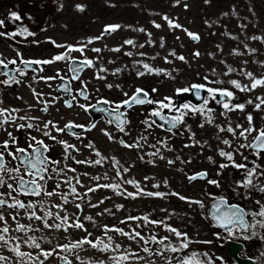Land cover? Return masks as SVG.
<instances>
[{"label": "rangeland", "instance_id": "rangeland-1", "mask_svg": "<svg viewBox=\"0 0 264 264\" xmlns=\"http://www.w3.org/2000/svg\"><path fill=\"white\" fill-rule=\"evenodd\" d=\"M175 0H0V19L5 21V27L0 31L9 32L10 29L26 27L29 31L35 33L34 37H28L24 39L22 36H17L15 39H5L0 37V54H3L5 60H11L16 57V51H20L23 54L24 59H51L54 55L63 52V48H56L47 41L49 38L54 40L58 44H70L75 45L78 42L86 41L88 38L100 36L103 32L105 25H120V29L111 34L105 36L102 40L95 42L91 47H99L104 49L100 54V64L103 67L109 69L106 80L95 79V70L86 69L81 74V80L88 82V91L91 98V103L95 104L97 99H108L110 101L120 102L125 99L123 92L116 87L108 89L106 84L120 85L123 91L128 92L129 96L135 91L136 88H143L151 93L153 88L158 89L155 94H152V98L159 100L164 96L175 97V89L183 88L192 83H204L203 76L208 74L211 77V70L216 69L218 73L225 70V65L219 61L221 59L226 60L228 65L239 70L244 68L253 72L256 75L264 73V67H261V63H264V44L259 41H252L247 39L253 35L264 36V0H211L209 4H205L204 0H187L188 10L183 8V0L179 7H173ZM81 4L85 7L84 12L76 10L75 5ZM61 5L63 7H61ZM114 5V6H113ZM233 7H235L236 15L232 14ZM12 12L22 14L28 13L27 16L32 15L28 20L13 22L9 19V15ZM224 13H228L224 16ZM254 13V14H253ZM163 15H168L170 18L176 20V22L183 25V27L198 33L200 36L199 43H195L190 40L187 35L181 30H170L167 23L162 19ZM212 24V27H208L205 21ZM155 21L162 25L161 29L153 27L152 22ZM240 24H246L245 29L239 27ZM145 28L148 32L152 33V39L156 42L155 47H145L143 49H133L128 46H123L119 53L108 51V49L120 47L124 40L133 39L137 44L145 43L147 36L144 33L133 31L137 28ZM12 31H17V30ZM11 31V32H12ZM230 33L231 36H236L239 39L233 40L224 33ZM215 33V34H213ZM180 39L177 40L176 37ZM164 38L165 46L161 48L160 38ZM39 41V44H35L32 41ZM17 41H20L17 43ZM244 43H247L249 47L256 48L258 51L255 55H248L244 49ZM221 45L223 52L217 49V45ZM239 49L245 52V55L234 56L232 55L233 49ZM175 50L177 55H183L189 61L185 64L179 60H174L173 57L168 59L173 60L172 64H166L163 57L167 56L170 50ZM126 51H143L148 54L149 57L159 56L155 60L149 59L147 62L154 67H159L172 71L175 76V80L167 79L163 75L154 76L148 75L137 78L136 70L133 68V60L138 57L133 56L129 58L124 55ZM195 51L201 52V56L197 59L194 58L192 53ZM214 54L210 56L209 54ZM75 56H79V53H75ZM89 58H95L96 53L91 51L87 52ZM109 60L115 61L109 63ZM248 61L244 64V61ZM127 65V68L122 71L118 76L111 75L110 73L117 68H123ZM45 70L41 75L54 76L57 71L62 74H68L67 65L65 63H55L44 66ZM34 73L29 71L26 77L21 78L22 83L20 85H12L11 87L0 86V100H3V104L0 107L4 108H17L21 111L19 115H24L27 111L30 116H38L41 121L53 120L61 127L68 121H74L76 124H83L90 126L93 123L91 114H86L77 107L73 109H67L64 106V98L60 93L56 91V85L59 84L58 80L52 81V87L50 88L44 82L34 83L32 80ZM221 79L228 81L236 79L242 84H247L249 81L244 76L239 74V71L232 73L230 76H221ZM5 79V78H4ZM31 84L37 92H43L45 98L48 99L52 96H59L58 102L54 106L49 108L47 114L39 111L42 105L36 103L35 98L32 95L31 89L28 85ZM80 82L74 81L71 85L73 90L80 88ZM213 87H225L230 88L235 92L236 103L241 101L247 106L244 113L231 112V117L227 118L234 127L237 123L243 124L244 127H248L245 119L248 113L253 116V122L257 128H264V111H255L253 105L247 104L246 101L251 97L264 96V89L257 88L252 93L239 92L236 89H232L231 85L224 83L223 85H212ZM99 89V91H96ZM17 97H23V99H17ZM83 102V100H80ZM84 103H87L84 101ZM179 104H181L179 102ZM217 105L215 102H211L210 105ZM32 105L33 110L28 111V106ZM153 106H133L129 111L128 119L131 121L128 125L129 134L125 135L119 133L115 126H109L106 123L104 117H98L95 121L96 128L90 132L82 134L86 137L83 142L75 139L70 135H61L59 139L67 140L70 144H75L79 149V153L73 152L77 160L91 159L95 160L96 157L92 152L84 147L89 141H92L96 148L107 157L115 156L119 159L120 163L124 167L134 165L130 171L125 175V179H135L140 182L141 187L146 191L152 192H177L180 195L189 197L193 200H202L205 204L203 209H200L198 205H189L184 201L178 199L176 196L168 195L164 199L140 197L138 199L124 198L117 196L113 191L101 188L99 191L91 193V202L93 204L98 203L100 200H104L103 204H100L97 208H91L86 203L83 205V213L80 214V219L85 223V226L93 233V237H100L102 231L100 227L93 226L90 222L85 221L84 217L91 215L96 220L97 225L102 226L104 224L123 228L125 231H130L132 228H136L141 232L146 239L151 240V237L155 235L157 239L168 236L173 244L179 243L174 235L165 231L162 227H154L153 225H146L143 227H137V223L130 222L129 224H121L120 220L127 216H144L148 215L151 220H164L167 224L179 229L181 232H186L193 241H212L210 244L206 243H192L187 250V253L193 251L203 253L208 252L209 255L215 260L216 257H223L226 264H234V260L228 255L227 250L224 247L219 246L221 243L217 241L213 235L219 231L217 227H214V222L211 219L206 218L208 215L209 206L212 202L206 193H212L215 196L218 195L220 189L245 196L244 189H237L234 191L235 182L243 179V172L237 171L234 168H226L222 171L219 169L221 163H227L223 158L218 155L219 149L231 151L227 146L223 145L220 140L217 139V128L215 123L221 120H226L225 117L219 114H212L214 116V125H204L201 128L199 125L203 122V117L200 114H190L187 116V120L184 124H181L175 129V135L161 129H155L149 134L145 131V126L141 123L151 111ZM220 110V107H218ZM170 113V112H169ZM174 114V113H170ZM19 122V121H18ZM223 121L220 125H223ZM185 125L191 128V131L195 133L196 141L200 144L195 147H184L185 144H191L189 139V132L185 130ZM42 126V124H41ZM226 127V126H225ZM102 129L112 132L117 138H122L128 143L134 142V140L143 133L149 137L148 143H155L156 140L168 137V145L173 151L163 150L161 154L168 159H175L176 156H180L183 160H191V163L181 164L179 160L173 166H168L166 160H159L158 157L145 156L144 162L139 159V155L152 152L154 149L144 146L142 152L138 153L136 149H125L120 146L119 143L110 142L106 136L103 135ZM9 130L13 132V135L19 138V146L27 147V137L32 135L37 139L46 140L40 132L35 130H20L16 131L15 128L9 127ZM53 135L57 133L53 132ZM255 135V133H253ZM221 139H229L233 142V145L239 143H246L243 140H237L233 138L229 133H219ZM7 138V134L0 131V142H3ZM252 137H249L251 140ZM49 144L52 146L50 151V158L53 160H60V167L63 168L65 164L68 167L76 169V172H66L64 176L59 178H53L49 180L47 184V190H55V185L58 180H63L66 177L78 176L80 181L86 187H79L77 189L80 193L87 191V186H94L95 181L91 179L92 176L102 175L107 172L108 176L114 177L115 172L112 169L111 161L104 163L103 167L100 166H85L83 164H76L72 159L65 161L63 159L64 150L61 145L49 140ZM202 145V146H201ZM245 156H248L249 164L256 157L252 155L249 149H241ZM209 157L212 159L209 160ZM155 160V166L147 163L148 160ZM237 163H244L240 155L235 157ZM257 163L264 165V156ZM12 166V163H11ZM251 166V164H250ZM182 169V171L180 170ZM207 172L209 180H218L221 187L216 188L213 185L207 183V180H196L189 182L188 175H193L198 172ZM221 172L220 175H217ZM88 173L89 175H84ZM145 177H148L145 181ZM165 181L167 186H165ZM112 179H101V184L112 183ZM264 182V180H262ZM73 183L75 181L73 180ZM159 183V188H153V184ZM129 192H135L136 189L131 185H124ZM60 192H67L68 185L62 184L59 189ZM250 197L253 202L252 210L257 208L255 200L259 199L264 201V193H259L254 190H249ZM45 200L49 199L48 197ZM31 198L28 202L35 200ZM71 200L72 198L69 197ZM248 200V199H247ZM51 201L56 204L62 203L59 197L54 196ZM79 202V201H76ZM123 205L121 210L116 209V205ZM69 214L77 213L75 208V202L69 203L64 206ZM111 209L114 215L105 214L103 216H97L98 212L103 209ZM166 209L167 211H162ZM246 209V207H245ZM55 211V209H52ZM38 214H43L39 212ZM8 210L5 214L8 215ZM171 214V215H170ZM63 215V213H61ZM19 220L24 224H32L34 227H41L39 221H28L24 212L20 213ZM9 225L11 229H15L16 224L9 219ZM52 223V221H49ZM10 235L18 237L23 241L26 239L24 234L10 231ZM29 236L35 237L38 242L41 243L42 248L49 249L52 247L41 237H47L52 240V244L67 243L65 234L63 232L48 231L47 229L41 232H29ZM71 239L76 240L82 238L85 233L76 230H69L68 234ZM113 237L114 243L121 245V252L124 249H129L132 252L139 253L140 256H144L145 259L138 262V264H147V254L142 251L143 242L129 241L126 237H121L116 233H109ZM23 239V240H22ZM251 245V244H250ZM149 248H158L159 245L152 244L147 245ZM22 251H29L36 253V250L29 249L23 243L21 244ZM187 253H165V255L172 258V264H178L177 257L186 255ZM0 254L12 257L6 248H0ZM119 253H100L94 250L87 252H81V256L93 257L95 259H103L107 264H111L108 257ZM243 257V253H241ZM245 258V257H244ZM13 259H15L13 257ZM43 259V257H41ZM151 259L156 261V264H166V261L161 257H152ZM61 260L56 257L49 258L45 264H61ZM75 264V262H74ZM133 264H136L133 260ZM216 264H220L219 260H216Z\"/></svg>", "mask_w": 264, "mask_h": 264}, {"label": "snow or ice", "instance_id": "snow-or-ice-1", "mask_svg": "<svg viewBox=\"0 0 264 264\" xmlns=\"http://www.w3.org/2000/svg\"><path fill=\"white\" fill-rule=\"evenodd\" d=\"M181 2L182 0H175L173 7H179ZM204 2L205 4H209L211 0H204ZM61 7L63 6L61 5ZM75 7L76 10L81 13L85 11V7L81 4H77ZM188 7L187 0H183L184 10L187 11ZM232 14L236 15L235 7H233ZM223 15L227 16L228 13H224ZM9 19L13 22H17L21 21L22 17L18 13L12 12L9 15ZM162 19L167 23L170 30H181L190 40L199 43L201 38L198 33H193L168 15H163ZM152 24L156 29L162 28V25L155 21H153ZM205 24L208 27H212V24L207 20L205 21ZM4 27L5 21L0 19V29H3ZM120 27V25H105L100 36L88 38L86 41L78 42L75 45L58 44L49 38L47 41L48 43H51L56 48L64 49L63 52L54 55L51 59L26 60L24 59L23 54L18 50L16 51L17 58L11 60H5L3 54H0V68L8 70L10 65H20L15 67L14 71L0 72V76L6 77L5 79H0V85L5 87H11L14 84L20 85L23 82L21 78L26 77L29 71L34 73L32 77L34 83L44 82L50 88L52 87V81L59 80L62 83V86L57 85L56 90L62 91L70 97L64 99V106L67 109L77 107L86 114H90L93 111L103 113L107 117L106 123L109 126L114 125L119 133L125 135L129 134L127 126L130 125L131 121L128 119V112L133 106H153L148 113V116L141 121L145 126L146 132L151 134L155 129H161L175 135L174 130L181 124H184L185 117L189 114H200L203 117V122L199 125L201 128H203L205 124L214 125V116L212 115L214 109L208 107L210 102H215L222 108L220 115L225 117V119L228 118V114L231 112L239 111L243 113L245 111L244 103H232V101L236 99L234 91L230 88L213 87L212 85H223L224 83H228L231 85L232 89L244 93H252L257 88L264 89V73L256 75L244 68L237 70L231 65H228L226 60L221 59L219 62L225 65V70L218 73L216 69H212L210 75L214 78H210V76L206 74L203 76L204 83H192L183 88L175 89V97H181L185 94H194L197 100L203 101L202 105H194L191 103H184L181 105L173 96H164L159 100L153 99L152 94H155L158 91L156 88H153L151 93H149L147 90L138 87L132 95L129 96L128 92L123 91V89L120 88V85H113L111 83L106 84L105 86L108 89H112L113 87L120 89L123 92L125 99L120 102L110 101L108 99H97L96 103L93 104L91 103L88 91V82L81 80V74L86 69H93L95 70V79L106 80L107 75H102V73L108 74L109 69L102 65L97 67V65L100 64V54L104 49L99 47L89 48V45L102 40L105 36H110L117 32ZM239 27L243 30L247 25L240 24ZM133 31L144 33L147 36L146 42L137 44L135 40L127 39L123 41V44L120 47L111 48L108 49V51L119 53L123 46H128L133 49H143L145 47L156 46V42L152 39V33L148 32L145 28L141 27L133 29ZM35 35V33L29 31L26 27H21L17 31L12 32L0 31V37L5 39H15L17 36H22L24 39H27L28 37H34ZM224 35L229 36V38L233 40L239 39L236 36H231V34L227 32H225ZM176 39L179 40L180 37L177 36ZM247 39L259 41L261 44H264V36L253 35L247 37ZM19 42L20 41H17V43ZM32 42L37 45L39 44V41L33 40ZM159 46L161 48H164L165 46L163 37L160 38ZM216 47L220 52H223L221 45L218 44ZM244 49L248 55H255L258 51L256 48L249 47L247 43H244ZM88 51L96 53V57L89 58L87 55ZM75 53H79V56H75ZM231 54L234 56H242L245 55V52H242L237 48L233 49ZM124 55L129 58H132L133 56L138 57L133 60V68L136 70L137 78L148 75H163L167 79L175 80V76H173L172 72L177 71L176 69L169 71L167 69L154 67L147 62L149 59L155 60L157 56H159V53H157L156 56L149 57L148 54L143 51H126L124 52ZM192 55L194 58L198 59L201 56V52L195 51ZM209 55L215 58L214 54L210 53ZM169 56L173 57L174 60H179L185 64L189 63L185 56L177 55L176 51L173 49L168 52L167 56L163 57L166 64L173 63V60L168 59ZM60 62L67 65V75L62 74L60 71H57L54 76L41 75L45 70L44 66ZM108 62L114 63L115 61L109 60ZM247 63L248 61L245 60L244 64ZM261 67H264V63H261ZM126 68L127 65L123 68L115 69L110 74L118 76ZM237 71H239V74L244 76L249 83L242 84L236 79L225 81L220 78L221 76H230ZM74 81L80 82L81 86L79 89H72L71 84ZM28 87L31 89L36 103L42 105L39 111L44 114H47L49 108L54 106V104L61 99L59 96H52L46 99L45 94L42 91L37 92L31 84H29ZM96 91H99V89H96ZM202 93L206 94V96L202 95ZM17 99H23V97H17ZM80 100L87 103H81ZM246 103L253 105L255 111H264V96H256L254 99L250 97ZM2 104L3 100H0V105ZM31 110H33V106L29 105L28 111ZM20 111L21 110L17 108L0 107V131L7 134V138L3 140V142H0V188L5 189V191L0 192V248H6L13 254L12 257L0 254V264H45V262L51 257L58 258L63 261V264H74V262L75 264H107L103 259H95L93 257L80 255L81 252H87L89 250H94L100 253H119L108 257L111 264H133V260L138 264L139 261L145 259L144 256H140L139 253L132 252L129 249H124L123 252H121V245L114 243L113 237L109 235V233H116L121 237H126L129 241H137L138 243L143 242L144 246L142 247V251L147 254V264H156V261L151 259L152 257H161L166 261V264H172V258L165 255V253H187V250L192 243H212V241H193L186 232H181L179 229L167 224L164 220H151L148 215H129L120 220V223L129 224L130 222L142 221L143 224L137 223V227H143L146 225L162 227L165 231L174 235L179 243L173 244L168 236L157 239V237L153 235L151 240L146 239L141 232L136 230V228H132L130 231H125L123 228L116 226L110 227L107 224L99 226L93 216L87 215L84 217V220L90 222L93 226L100 227L102 231L100 237H93V233L90 232L85 226V223L81 221L80 214L83 213V205L85 203L91 208H97L100 204L104 203V200H100L96 204L91 202L90 194L99 191L101 188L111 190L117 196L133 200L140 197L164 199L166 196L171 195L176 196L178 199L189 205H198L200 209H203L205 204L202 200H193L174 191L168 193L146 191L141 187L139 181L135 179H125V175L132 167H134V165L124 167L115 156H104L92 141H89L84 147L88 148L96 159L77 160L72 153H79L80 149L75 144H70L67 140L59 139V136L67 134L82 143L86 138L82 135V132L92 131L96 128V123L86 126L83 124H76L74 121L70 120L61 127L59 123L53 120L41 121L38 116H30L27 111L24 115H19ZM169 112L174 113V115L167 116L166 113ZM245 119L248 127H244L243 124L239 123L233 127L230 121L227 127L221 125H215V127L218 132L217 139L220 140L223 145L227 146L228 149H232L231 151L219 149L218 155L227 161V163H221L219 169L222 171L223 169L231 167L237 171H242L243 179L235 182V188L233 190L244 189V198L250 199V196L247 195L249 190L264 193V182H262V180H264V165L257 163V160H260L262 156H264V128H257L255 126L251 113H248ZM158 121L162 123H159ZM9 127L15 128L16 131L35 130L40 132L44 137L62 146L64 150L63 159L65 161L72 159L76 164H83L89 167H103L104 163L110 160L115 176L110 178L107 172L102 175L92 176L91 179L95 181V185L87 186V191L84 193H80L77 189V186L86 187L80 181L78 176L66 177L63 180H58L55 185V190L48 191V180H52L54 177L59 178L64 176L66 172L75 173L76 169L68 167L67 164L61 168L60 160H53L48 157L47 153L50 151V145L46 144L43 139H37V137L29 134L26 141L27 147L19 146V138L13 135V132L9 130ZM74 129H80L82 132L74 131ZM185 130L189 132V139L192 143L185 144L184 147H195L199 145L200 142L196 141L195 133L191 131V128L185 125ZM53 132L57 133V135H53ZM224 132L229 133L237 140L246 141V143H239L234 146L231 140L226 138L221 139L219 133ZM102 133L110 142L119 143L120 146L125 149H136L138 153L142 152L145 145L154 149L152 152H146L139 155V159L142 162H144L145 156H150L158 157L159 160H166L167 165L170 167L175 165L177 160H179L181 164L191 163V160L185 161L180 156H176L175 159H168L161 154L162 149L173 151L168 145V137L158 139L155 143L149 144V137L141 133L134 142L128 143L122 138L115 137L110 131L102 129ZM253 133H255V135H253ZM249 137H252V139L249 140ZM241 149L252 150V155H254L256 159L250 162L251 166L248 161V156H245ZM236 155H240L245 162L237 163L235 159ZM211 159L212 158L209 157V160ZM12 162L18 163L14 166H10ZM147 163L155 166L154 159L148 160ZM180 170L182 171V169ZM220 174L221 172L217 173V175ZM84 175L89 174L84 173ZM207 176V172H199L193 175H188L187 179L190 183L196 180H207L208 184L213 185L216 188L221 187L218 180H209L207 179ZM26 177H28V179H26ZM101 179H112L113 182L101 184ZM144 179L147 181L148 177H145ZM73 180L75 183H73ZM62 184L68 185L67 192L59 191ZM124 185H131L136 191L129 192ZM165 186H167L166 181ZM159 187V183L153 184V188ZM206 194L209 199L213 201L206 218L211 219L214 222L213 226L220 229V231L213 234L216 240L221 242L219 246L223 247L224 243L231 244L237 239L248 241L254 238H259L261 241H264V201L257 199L255 200L257 208L254 210H246L240 205L229 204L226 197H218L212 193ZM21 195L35 197L36 199L26 203L19 199V196ZM54 196L59 197L62 203H53L51 198ZM42 197H48L49 199L45 200L42 199ZM69 197L72 199L70 200ZM73 202H75V208L78 212L69 214L64 206ZM115 207L117 210H121L123 205L118 204ZM52 209H55V211ZM6 210H11L8 212V215L5 214ZM20 210L24 211L28 221H39L41 227H34L32 224L21 223L19 220ZM37 210L43 214H38ZM162 211L167 210L162 209ZM61 213H63V215H61ZM105 214L114 215L111 209L106 208L101 212H98L97 216H103ZM249 216L251 217L250 221L247 219ZM9 219L15 222V229H11L8 222ZM49 221H52V223H49ZM45 229L48 231L63 232L65 234V239L68 242L52 244L51 239L41 237V239L52 245L51 248L44 249L35 237L28 235L29 232H41ZM70 229L81 231L85 233V235L80 239L73 240L68 235ZM10 231L22 233L26 239L21 241L20 238L11 236ZM150 242L159 245L160 247L155 249L149 248L147 245ZM22 243L29 249L36 250V253L33 254V252L22 251ZM13 257L15 259H13ZM41 257H43V259H41ZM261 257H264V252L261 253ZM216 260H219L220 264H226L223 257H216L214 260L208 252L199 253L193 251L177 257L178 264H216ZM258 264H264V259L259 261Z\"/></svg>", "mask_w": 264, "mask_h": 264}, {"label": "trees", "instance_id": "trees-1", "mask_svg": "<svg viewBox=\"0 0 264 264\" xmlns=\"http://www.w3.org/2000/svg\"><path fill=\"white\" fill-rule=\"evenodd\" d=\"M27 15H28V13L22 14L21 15V17H22L21 21L28 20L32 16V15H29V16H27ZM15 29L16 28H12V29L9 30V32H11L12 30H15ZM187 103H189V102H187ZM232 103L236 104V101L233 100ZM237 103H243V102L239 101ZM213 106L215 107V105H213ZM246 107L247 106H245V108ZM220 110L222 112V108H220ZM238 113H241V112L238 111ZM189 115H187V116H189ZM187 116L185 117V121L188 118ZM230 117H231V114L229 113L228 114V118H230ZM226 121H229V120L226 119ZM250 152H252V151H250ZM247 195L250 196V192H248ZM217 196L218 197L219 196L226 197L230 203H236V204H239V205L243 206L244 208L246 207V210H252L253 202L251 200V197H250V199L247 200V199L244 198V196L240 197L238 194H232L230 192L228 193V192H226L225 190H222V189L219 190ZM42 199H46V198L42 197ZM248 219L250 221L251 217L249 216ZM218 230L220 231V229H218ZM235 242L243 244V246H244V249H243V252H242L243 255H244L243 257L254 259L256 261V264H258L259 261L264 259V257H261V253L264 252V241H261L259 238H254V239H251V240H248V241H245L243 239H237V240H235ZM227 244L228 243H224V245H223L225 250L227 249Z\"/></svg>", "mask_w": 264, "mask_h": 264}, {"label": "water", "instance_id": "water-1", "mask_svg": "<svg viewBox=\"0 0 264 264\" xmlns=\"http://www.w3.org/2000/svg\"><path fill=\"white\" fill-rule=\"evenodd\" d=\"M34 67V66H33ZM15 69V66H11L9 67L8 70H5V69H2L1 68V72H4V71H14ZM85 71V70H84ZM83 71V72H84ZM82 72V73H83ZM59 85L62 86V83L59 82ZM59 93H61L62 97L64 99L66 98H70L68 97V95L66 93H63L62 91H58ZM202 95H206V94H203ZM178 100L180 103H184V102H191L192 104L194 105H201L203 103L202 100H197L195 95L194 94H185L181 97H178ZM102 107H105V106H102ZM91 116L93 117L94 120H96L98 117H100L101 115H104L103 113H100V112H91L90 113ZM167 116H172L168 113H166ZM105 116V115H104ZM106 117V116H105ZM107 118V117H106ZM159 122V121H158ZM159 123H162V122H159ZM164 127H167V126H164ZM74 131H82L80 129H74ZM252 151V150H251ZM28 179V178H27ZM200 181V180H199ZM31 197V196H29ZM213 204V202L211 203V205ZM230 204V203H229ZM211 205H210V208H211ZM238 205V204H237ZM241 206V205H240ZM242 207V206H241ZM210 208H209V211H210ZM243 208V207H242ZM248 219V218H247ZM243 244L241 243H238V242H235L233 241L231 244H227V253L228 255L234 260V264H256V261L252 258H243L241 256V252L243 251ZM61 264H63V261L61 262Z\"/></svg>", "mask_w": 264, "mask_h": 264}, {"label": "flooded vegetation", "instance_id": "flooded-vegetation-1", "mask_svg": "<svg viewBox=\"0 0 264 264\" xmlns=\"http://www.w3.org/2000/svg\"><path fill=\"white\" fill-rule=\"evenodd\" d=\"M17 66H19V65H16V67H17ZM4 78H6V77L0 76V79H4ZM58 82H59V80H58ZM57 85H58V84H57ZM57 85H56V87H57ZM0 86H1V85H0ZM56 91H57V90H56ZM205 96H206V95H205ZM81 103H84V101L81 102ZM210 103H211V102H210ZM210 103H209L208 107L214 109V112H213L212 114H219V115H220L221 110L218 109V107H220V106L217 104V105H215V107H214V106H213L214 104H213V105H210ZM220 108H221V107H220ZM128 114H129V112H128ZM100 117H104L105 119H107L104 115H101ZM91 118H92V120H93L92 122L95 123L96 120H94L92 116H91ZM222 121H223L224 123H223V125H221V126H224V127L226 126V127H227L229 121H226V120H221V119H220V121L217 122V123H215V124H216V125H220V123H221ZM91 124H92V123H91ZM91 124H90V125H91ZM205 125H206V124H205ZM28 131H29V130H28ZM77 132H82V131H77ZM84 133H85V132H82V134H84ZM49 140H50V139L46 138V140H44V141H45L46 144L50 145V144H49ZM51 149H52V146L50 145V151H51ZM50 151L47 153V156H48V157H50V156H49ZM16 163H18V162H12V166H14ZM10 166H11V164H10ZM27 178H28V177H26V179H27ZM10 182H11V181H10ZM48 183H49V180L47 181V184H48ZM2 191H5V189L0 188V192H2ZM14 195H15V194H14ZM19 199H21V200H23V201H25V202L27 203V202L30 200V197H26V196L21 195V196H19ZM8 211L10 212L11 210H8ZM21 212H24V211H23V210H20V213H21Z\"/></svg>", "mask_w": 264, "mask_h": 264}]
</instances>
